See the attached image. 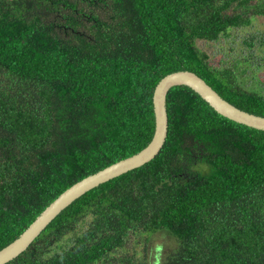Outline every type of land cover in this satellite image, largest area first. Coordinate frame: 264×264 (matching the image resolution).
<instances>
[{
  "label": "trees",
  "instance_id": "16d2710c",
  "mask_svg": "<svg viewBox=\"0 0 264 264\" xmlns=\"http://www.w3.org/2000/svg\"><path fill=\"white\" fill-rule=\"evenodd\" d=\"M252 13L263 0H0V249L67 187L150 142L165 75L193 71L264 116V94L239 82L250 55L214 62L203 48ZM166 111L153 159L76 198L5 264H264V130L185 85ZM159 232L172 247L152 250Z\"/></svg>",
  "mask_w": 264,
  "mask_h": 264
},
{
  "label": "water",
  "instance_id": "95a60500",
  "mask_svg": "<svg viewBox=\"0 0 264 264\" xmlns=\"http://www.w3.org/2000/svg\"><path fill=\"white\" fill-rule=\"evenodd\" d=\"M178 85H185L192 89L220 115L246 126L264 130V116L249 113L234 106L195 72L178 70L165 75L156 84L152 94L154 132L150 142L137 153L85 176L62 191L17 238L0 249V264L7 263L24 251L55 216L76 198L100 183L142 166L158 154L167 135L166 96L170 88Z\"/></svg>",
  "mask_w": 264,
  "mask_h": 264
},
{
  "label": "rangeland",
  "instance_id": "374dc122",
  "mask_svg": "<svg viewBox=\"0 0 264 264\" xmlns=\"http://www.w3.org/2000/svg\"><path fill=\"white\" fill-rule=\"evenodd\" d=\"M252 1L254 2L255 0ZM252 15L249 14L250 21L248 25L227 30L217 40L204 42L203 48L210 54L214 62L221 58L230 59L233 56L250 55L247 57L249 59L247 62V71L245 75L239 74V82L248 88H253L257 92L264 94V46H260L261 44L257 43L259 37H256V40L253 41L255 34L261 35L264 38V16H258L254 13ZM251 43L253 45H250ZM220 63L217 62L216 65ZM194 168L203 171L206 169L202 164H196ZM156 244H163L167 248L172 247L173 239L165 232L155 233L150 240L152 250ZM127 245L130 246L131 241ZM154 253L155 257L156 249H154ZM152 259L153 255L149 257L150 264H152Z\"/></svg>",
  "mask_w": 264,
  "mask_h": 264
}]
</instances>
